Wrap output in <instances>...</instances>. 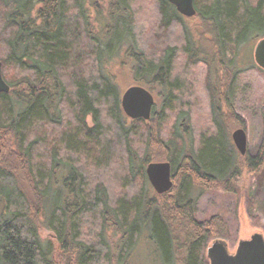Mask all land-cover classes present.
<instances>
[{"label":"trees","instance_id":"obj_1","mask_svg":"<svg viewBox=\"0 0 264 264\" xmlns=\"http://www.w3.org/2000/svg\"><path fill=\"white\" fill-rule=\"evenodd\" d=\"M95 1L0 0L1 75L9 86L0 94V264H126L143 238L162 264H208L207 244L228 229L219 216L195 220L197 195L211 186L231 192L243 170L264 168V149L240 158L226 120L229 91L239 76L229 59L239 54L228 46L264 38L256 34L264 29V0L256 6L249 0H193L196 15L189 19L166 0H155L158 45L151 54L139 46L135 0H106L102 11ZM186 20L201 23L213 53L192 41ZM175 26L179 47L163 33ZM178 51L188 62L224 71L209 83L214 132L202 135L197 146L184 112L171 133L157 127L156 138L147 131L144 141L141 129L152 118H127L121 91L101 67L121 54L131 57L136 85L156 84L164 95L162 110L171 112L180 89L173 77ZM156 145L175 180L161 195L145 174ZM108 171L126 193L114 195ZM40 230L53 235L58 251Z\"/></svg>","mask_w":264,"mask_h":264},{"label":"rangeland","instance_id":"obj_2","mask_svg":"<svg viewBox=\"0 0 264 264\" xmlns=\"http://www.w3.org/2000/svg\"><path fill=\"white\" fill-rule=\"evenodd\" d=\"M105 1H95L100 6L101 11ZM249 1L252 4L251 6H256L259 2V0ZM133 10L135 14V32L139 46L141 49L145 46L147 54H151L150 51L154 50L155 44L158 45L157 39L153 35L157 20L155 0H135ZM262 14H264V6ZM91 17L94 18L93 15ZM185 25H187L193 36L192 41L201 44L208 53H213V49L209 45V38L200 26L201 23L195 20H186ZM180 32V27L175 26L163 33H165L164 36L171 35L172 39H169L168 42L179 47L181 46ZM190 33L189 36L191 37ZM256 34L264 35V29ZM258 40L248 39L238 45L237 43H230L228 46V49L232 50L234 48L239 54L236 58L234 53L229 56V59L234 62L232 66H237L239 76L233 88L229 91L228 97L232 105V112L229 116H227L229 113L226 114L227 131L229 137L236 129L240 128L245 131L247 137L246 156L249 157L255 156L264 149V122L262 118L264 111V71L256 66L253 59V50ZM114 58L107 65H104L103 61L101 67H103L105 73H110L121 94L131 86H139L136 85L134 80V72L132 73L130 70V67L133 66V59L125 56V54ZM222 69L219 67L216 69L215 66L208 67L200 61L196 63L188 62L186 55L178 51L174 62L173 77L179 79L180 89L174 95L178 99L174 111L164 112L162 110L164 95L156 84L149 83L147 86H141L153 95L155 101L154 113L151 115L152 119L140 132V135L144 136L143 140L145 141L147 131L151 132L153 137L156 138L157 127L161 129L163 135L167 132L171 133L176 122L180 123L178 116L181 112L189 115L190 131L195 137L194 144L196 146L199 144L198 141L202 135L214 132L210 105L211 103L215 104V102L210 97L209 83L215 84L216 80H221L222 73L224 74ZM227 85L226 82L224 85L226 92ZM225 107L224 104L221 106L222 112H226ZM87 122L90 123V118L87 119ZM151 148V153L154 154L153 158L160 160L164 155L163 151L157 145ZM243 157L240 156L241 159ZM155 160L153 162H166ZM93 172L94 175L98 174L96 170ZM93 172H90L92 176H94ZM115 176V173L110 172L108 178L112 179V189L115 190L114 195L120 196V193L122 195L127 190L123 191L121 185H117L113 181ZM172 181L175 187V180L172 179ZM135 182L136 185H139V180H135ZM232 189L233 191L226 192L219 187L211 186L203 193L198 194L195 199L194 217L197 222H206L211 217L219 216L224 220L228 229L226 236L210 241L206 250L213 242L218 240L225 242L228 251L233 253L239 241L248 240L253 234H261L264 237V168L256 174L243 170L240 177L232 184ZM110 234H112L111 231L108 232V239ZM39 235L43 240H50L55 250L58 251V245L50 232L40 230ZM182 241L183 239H180L178 242L183 243ZM154 247L145 238L141 239L140 242L137 241L131 248L130 259H127L126 264H162L160 254L156 255Z\"/></svg>","mask_w":264,"mask_h":264},{"label":"water","instance_id":"obj_3","mask_svg":"<svg viewBox=\"0 0 264 264\" xmlns=\"http://www.w3.org/2000/svg\"><path fill=\"white\" fill-rule=\"evenodd\" d=\"M176 12L184 18L196 15L193 0H166ZM256 66L264 71V38L257 41L253 50ZM9 86L1 75L0 63V94L8 93ZM154 97L141 86H131L125 89L120 98V106L124 115L130 120L141 119L149 121L154 107ZM231 140L240 156L246 155L247 137L243 129L231 133ZM147 180L158 195L169 192L173 187L171 167L168 162H151L145 168ZM208 264H264V237L253 234L248 240L238 242L235 252L230 253L223 241L213 242L206 250Z\"/></svg>","mask_w":264,"mask_h":264}]
</instances>
